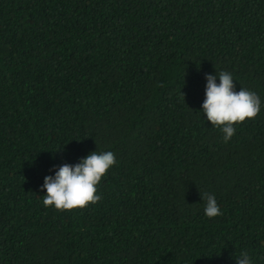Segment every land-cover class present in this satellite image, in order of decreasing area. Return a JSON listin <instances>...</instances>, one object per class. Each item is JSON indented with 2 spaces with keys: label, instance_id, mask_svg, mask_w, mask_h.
Here are the masks:
<instances>
[{
  "label": "trees",
  "instance_id": "trees-1",
  "mask_svg": "<svg viewBox=\"0 0 264 264\" xmlns=\"http://www.w3.org/2000/svg\"><path fill=\"white\" fill-rule=\"evenodd\" d=\"M219 71L261 100L227 143L202 112ZM93 151L117 159L102 199L45 208L44 177ZM241 251L264 264V0H0V264Z\"/></svg>",
  "mask_w": 264,
  "mask_h": 264
},
{
  "label": "clouds",
  "instance_id": "clouds-1",
  "mask_svg": "<svg viewBox=\"0 0 264 264\" xmlns=\"http://www.w3.org/2000/svg\"><path fill=\"white\" fill-rule=\"evenodd\" d=\"M216 75L220 83H216ZM216 75L206 74L205 99L202 112L214 128L222 132V140L227 143L235 135L236 125L249 119H255L261 110V100L255 91L241 87L236 91L235 79L228 71H219ZM182 99L185 101V94ZM117 164L112 151H93L81 158L76 164L64 163L55 171L54 176L44 177L42 189L45 208L54 207L58 211L81 210L102 199L98 186L110 168ZM206 200L204 214L208 218L222 215L214 194H203ZM237 264H253L247 251L236 255Z\"/></svg>",
  "mask_w": 264,
  "mask_h": 264
}]
</instances>
